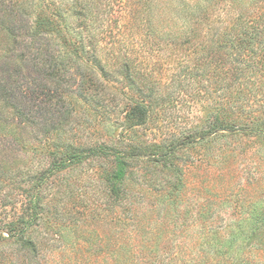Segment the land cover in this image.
I'll list each match as a JSON object with an SVG mask.
<instances>
[{"label":"trees","instance_id":"16d2710c","mask_svg":"<svg viewBox=\"0 0 264 264\" xmlns=\"http://www.w3.org/2000/svg\"><path fill=\"white\" fill-rule=\"evenodd\" d=\"M162 87L168 89L165 94ZM65 92L71 102L92 111L115 113V123L126 133L154 115L167 116L181 95L207 101V127L189 132L162 157L214 133L264 131V0H0V129L23 135L30 126L43 134L46 129L37 124L43 96L51 100ZM52 141L45 142L49 166L35 176L26 208L0 228V244L9 249L6 255L0 252V264L38 260L33 226L41 216L46 178L90 156L110 154L116 161L112 191L124 194L128 161L141 156L136 145L106 151L66 142L53 146ZM250 231V240L235 237L224 244L228 254L240 251L235 259L200 261L264 264L250 253L254 246L256 252L264 247L252 240L257 226ZM122 247L127 251L128 243ZM120 264L181 262L150 254L125 255Z\"/></svg>","mask_w":264,"mask_h":264},{"label":"rangeland","instance_id":"374dc122","mask_svg":"<svg viewBox=\"0 0 264 264\" xmlns=\"http://www.w3.org/2000/svg\"><path fill=\"white\" fill-rule=\"evenodd\" d=\"M178 99L167 116L154 115L126 133L115 123V113L92 111L71 102L68 93L51 100L44 95L37 121L46 129L43 134L30 126L23 135L0 129V228L24 211L35 176L47 170L45 142L106 151L136 145L141 155L128 161L124 194L112 191L116 161L110 154L90 156L46 178L40 188L41 216L33 226L39 257L30 264H120L125 255L150 254H166L181 264H194L191 258L195 264L207 258L224 261L240 254L236 248L228 254L224 244L235 237L250 240L246 233L256 226L252 240L264 245V131H222L159 156L189 132L207 127V101L188 94ZM0 246L6 255L9 249ZM251 251L264 260V247Z\"/></svg>","mask_w":264,"mask_h":264}]
</instances>
